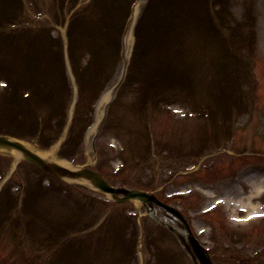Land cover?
Returning <instances> with one entry per match:
<instances>
[{
	"label": "rangeland",
	"instance_id": "1",
	"mask_svg": "<svg viewBox=\"0 0 264 264\" xmlns=\"http://www.w3.org/2000/svg\"><path fill=\"white\" fill-rule=\"evenodd\" d=\"M91 1L94 6L86 8ZM131 1L133 0H103L104 3H108L109 11L116 12L118 30L128 17ZM227 1L230 0H221L220 6L212 4L215 7L212 16L208 12L210 6L208 7L206 0L204 6L207 16L205 23L211 25L215 31L219 27L227 36V41L221 39L214 48L220 51L221 57L231 55L237 60L236 65L226 64L227 70L232 73V79H227L231 84L219 81L216 78V71H211L212 67L216 70L215 61H203L202 54L198 57L197 51L186 46L185 49L189 48L187 56L196 66L190 69L189 73L186 69L184 72L186 79L195 81L196 94L194 93L192 97L190 92L180 90L181 93L169 98L170 101H162L161 98L155 100V97H160L159 94L156 95L158 91L155 88L157 85L159 87V84L149 81L151 70L148 67L150 66L148 59L142 56L136 63L134 59L133 64L129 66L125 83L110 105L105 130L99 138L98 146L101 153V169L115 184H123L124 178L129 177L132 181L154 188L164 197H170L176 191H185L187 194L180 198V201L173 199L172 202L179 204L190 218L197 236L215 248L218 247L217 242L219 243L217 251L226 254L218 258V263L239 264V261L246 259L245 255L251 257L264 247V221L238 222L234 217L243 218L252 211L242 212L239 209L241 206L238 200L242 201V198L247 196L244 194L245 191L253 189L258 191V186L262 185L264 189V173H252L248 169L253 164H264V0H255L249 6L246 5L249 0H232L230 4H227ZM11 2L15 5V11L6 9ZM96 2L97 0H0V78H2L0 82L9 80L12 82L9 89L0 83V99L4 104L9 103L7 107L5 105L0 107V130L23 135L31 143L39 146L37 142L41 143V140L36 135L39 126L56 124V100L59 97L56 83L59 80L56 72V69H59L56 56L59 48L57 40L67 30L62 21L65 18L68 21L70 17L74 20L73 16L81 11V15L77 17L81 19L78 22L80 26L93 8L102 7L103 2L101 4ZM73 3L76 6L72 9ZM118 5L122 8L115 10ZM195 8L197 6H194ZM141 10L139 18L145 8ZM158 11L162 12V9L158 8ZM154 16L155 14L150 13L152 19ZM248 20L251 21V27H247ZM41 25H45L47 31H51L55 40H46ZM101 26H105V23H101ZM24 29L37 30L39 41L46 47L44 59L37 65V79H40V82L36 80L39 86L43 81H50L49 93H52L54 100L45 106L40 105V99L33 105H27L23 93L32 85L21 81L17 93L16 79H10L9 76L14 68L13 64L7 61V51L4 48L6 42L11 41L9 36L15 37ZM85 29L86 26L81 28L83 31ZM12 31L17 33L11 35ZM190 40L195 41V37L192 35ZM103 50L106 52V45ZM112 52V50L109 52L111 61L114 58ZM87 53L83 45V50L75 54L77 61L81 63ZM122 65V60L117 59L116 72L113 74L115 77L109 82L96 104L94 121L85 134L84 144L77 146L75 139L80 138L81 131L89 121L86 115L90 105L88 102L83 103L81 115H85V119L82 116L78 117L73 130L69 133L73 135V139L64 146L65 153L76 154L72 160L83 163L94 157L92 128L104 113L107 95L119 80ZM39 69L42 73H38ZM6 70L9 74L2 72ZM20 70H25V66ZM69 74L71 87H75V79L71 72ZM182 77L184 78V75ZM186 79H183L185 85ZM253 79L257 85L253 84ZM142 83L148 84L151 88L149 93L145 94ZM219 95L230 98V103H225ZM159 100L164 106H166L164 102L169 103L173 110L170 113L157 110L156 108L160 106ZM194 102L197 104H193ZM197 107L203 114L197 118L196 115L191 116L192 118L187 117L190 115V109L196 110ZM221 125L223 132L216 133ZM206 133H209V136L204 139ZM179 142L188 143V146L181 147ZM77 147L82 149L77 150ZM171 149L174 153L168 158ZM150 150L159 160L156 174L152 169V163L145 168L150 162L143 164L144 167L140 169L139 162L135 165L136 159L144 158ZM202 153L205 154L199 157ZM123 163L129 166L128 170L124 169L121 172L122 178H111L112 173L121 168ZM192 163H199L197 169L186 172ZM22 166L25 171L24 168L21 170ZM13 169L12 158L0 155V171L3 174L0 190L11 176L15 177V182L21 180V176L16 173L18 171L29 177L32 175L31 168L26 163L19 164ZM136 182L134 184H137ZM35 185L37 180L34 187ZM25 186L28 190L26 184ZM16 190V187L11 189L10 195L2 191L0 199V264H122L120 257L124 258L127 254L131 258L134 257L132 250H135L139 239L136 236L130 241L131 231L120 226L112 235L100 231L99 227L94 233H87L66 243L61 242L59 232L65 221L72 224L81 222L84 226L89 225L92 219L100 215L102 199L105 198L99 193L76 187L73 191L79 201L76 206L72 205L74 203L64 193L57 197L49 195L37 201L31 200L27 207L29 211L27 210L25 214L22 209L16 208L10 213L11 217L6 218L3 209L10 201L12 204L16 202ZM48 193L53 194V191L48 189ZM100 197L101 199H98ZM218 197H227L228 200L218 208L206 211ZM9 198L11 200H8ZM257 198L258 196L254 200ZM18 200L21 205L22 199L18 197ZM256 203L261 204V201ZM83 207L90 209L84 214V219L83 214L81 215ZM115 208V216L119 217L123 214L118 208L135 210L131 203ZM134 217L137 220V215ZM11 219L13 220L10 224ZM142 219L147 226V236L143 244L145 260L141 255H135L133 264H192L171 235L157 227L149 217L143 216ZM67 233L68 231H65L63 235ZM100 234L102 237H99ZM240 247H244L243 251L237 253L236 249ZM70 249L77 250V254H66Z\"/></svg>",
	"mask_w": 264,
	"mask_h": 264
},
{
	"label": "water",
	"instance_id": "2",
	"mask_svg": "<svg viewBox=\"0 0 264 264\" xmlns=\"http://www.w3.org/2000/svg\"><path fill=\"white\" fill-rule=\"evenodd\" d=\"M0 146L2 147H6L8 149H13V148H17L19 150H21L22 152H24V155L26 156V158L28 159H37L38 157H36L34 155V153H32L30 150H28L24 145H22L19 142L16 141H10L7 137L4 136H0ZM45 167L51 169L54 171L53 168L49 167L48 164L45 161H41L39 160ZM98 184L101 186V188H104L106 190H110V187L104 183L101 180H97ZM98 185V186H99ZM130 196H137V197H144L145 193L137 191V190H133L129 193Z\"/></svg>",
	"mask_w": 264,
	"mask_h": 264
},
{
	"label": "bare ground",
	"instance_id": "3",
	"mask_svg": "<svg viewBox=\"0 0 264 264\" xmlns=\"http://www.w3.org/2000/svg\"><path fill=\"white\" fill-rule=\"evenodd\" d=\"M108 97V96H107ZM249 203L251 204L252 203V200H249Z\"/></svg>",
	"mask_w": 264,
	"mask_h": 264
}]
</instances>
